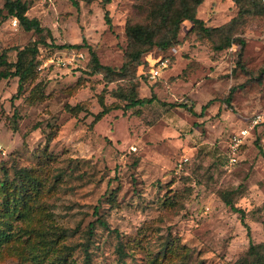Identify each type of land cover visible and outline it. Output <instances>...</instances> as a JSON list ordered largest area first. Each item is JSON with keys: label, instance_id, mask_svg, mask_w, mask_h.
<instances>
[{"label": "rangeland", "instance_id": "obj_1", "mask_svg": "<svg viewBox=\"0 0 264 264\" xmlns=\"http://www.w3.org/2000/svg\"><path fill=\"white\" fill-rule=\"evenodd\" d=\"M26 1L27 16L38 19L55 43L44 36L47 46H39L34 83L44 86L43 102L27 104V91L12 102L17 79L0 80V178L3 166L9 173L12 166L38 167L44 148L56 162L48 174L37 168L43 192L29 214L6 221L0 264H84L86 254L90 264H173L153 258L166 242L188 254L187 264H235L250 243H262L264 144L259 149L255 143L264 136V122L252 125L258 115L264 120V18L247 20L242 47L233 44L219 53L184 22L180 46L144 56L150 67L161 58L172 62L155 79L144 71L139 98L153 94V102L123 111V103L108 93L117 84L105 87L102 75H89L88 49L101 65H122L125 25L139 21L136 0H109L105 6L101 0ZM236 10L231 0H205L199 17L216 27ZM11 20L0 25V53L38 40ZM83 39L79 50L56 47ZM7 58L15 62L16 53ZM100 95L105 107L119 108L96 121ZM66 105L88 112L74 116ZM241 130L248 135L239 139L237 163L229 165ZM220 192L244 212L246 226ZM118 244L125 248L122 261Z\"/></svg>", "mask_w": 264, "mask_h": 264}, {"label": "trees", "instance_id": "obj_2", "mask_svg": "<svg viewBox=\"0 0 264 264\" xmlns=\"http://www.w3.org/2000/svg\"><path fill=\"white\" fill-rule=\"evenodd\" d=\"M3 5L0 8V25L7 19H16L19 28L24 32H32L38 37V40L30 41L26 46L21 48H7L0 53V80L16 78L17 90L13 94L11 101H15L22 97L27 91L25 101L29 105L43 102L46 99L44 86L41 83H34L38 77L39 68V46H47L44 36L51 39L55 43L49 30L43 28L36 18H29L27 12L29 3L26 0H2ZM91 3L94 0H81ZM205 0H136L134 7L139 17V21L127 22L124 29L126 38V47L123 55V62L119 68H111L101 65L98 57L91 49L89 50V75H102L105 81V87L108 84H117L115 90L108 93L110 96L121 103L123 111L134 109L138 106L153 102L155 96L152 94L150 98H139V90L144 84V71L150 75V67L144 56L156 49L160 52H166L169 49L180 46L178 39L182 24L188 22L191 24L190 33H194L199 40H207L212 50L216 53L228 50L233 44L243 46V39L240 37L242 30L250 18H264V3L261 0H231L236 7V14L229 21L220 26L213 27L199 17V8ZM105 6L109 0H101ZM76 5V2L73 1ZM104 21L109 29L112 28L108 11L104 13ZM50 45H54V44ZM85 46V40L82 44H63L56 46L59 49L79 50ZM16 53L15 62H9L7 54ZM171 58H161L167 60L168 66H171ZM34 83V84H33ZM120 83V84H118ZM31 85V86H30ZM29 89L27 90V87ZM105 89V88H104ZM235 88H231L225 103L230 105L232 95ZM99 102L102 111L95 116V120H99L106 115L110 109H118L115 105L113 108L105 107L102 96H99ZM174 106H177L174 105ZM178 106L188 109L184 104ZM65 111L68 114L76 116L82 111L88 112L85 107L76 105L70 107L66 105ZM18 120L15 111L11 119V129L16 131V123ZM259 137L255 145L260 149L259 143H263L264 136ZM50 140L48 139V142ZM264 158V151L261 152ZM56 162V157L47 153V148L42 150V154L38 156L37 166L14 167L13 172L9 173L6 166L2 167V176L0 178V245L6 241L7 232L4 227L9 225L6 221L12 217H26L31 209V204L41 195L42 181L37 176L36 170L41 167L42 173L48 174L47 167ZM61 179V175L56 178V183ZM223 202L229 206L234 212L240 216V222L246 226L244 222V212L238 210L229 201L225 193H219ZM94 213H97L95 208ZM24 219V218H23ZM100 226L107 227L106 223L98 218ZM263 242L259 244H249V248L243 259H239L235 264H264V219L262 222ZM172 241V240H171ZM173 242V241H172ZM179 246L170 242L162 244L161 248L154 254V260L168 261L173 264H187L188 254L179 253ZM185 251L186 249H182ZM116 254L120 261L123 256L126 257L124 245L118 244ZM180 256V257H177ZM177 259V260H175ZM84 264H90V257L86 254ZM120 264H125L120 262Z\"/></svg>", "mask_w": 264, "mask_h": 264}, {"label": "built area", "instance_id": "obj_3", "mask_svg": "<svg viewBox=\"0 0 264 264\" xmlns=\"http://www.w3.org/2000/svg\"><path fill=\"white\" fill-rule=\"evenodd\" d=\"M262 3H264V0H261ZM12 24L15 26L17 23L16 19H12L11 20ZM168 66V62L167 60H158L156 61L153 65H152V69L150 70V77L152 79L157 78L160 75V72L163 71L164 69H166ZM260 122H264V120H261V116H256L255 120L253 122V126L257 125ZM246 135H248V130H241L240 134H239V138L236 140V143H234L233 147H232V151L231 154L228 157V164L229 165H235L237 163V156L235 154L236 148L238 147L239 143H240V138L241 137H245ZM263 144H264V138H263Z\"/></svg>", "mask_w": 264, "mask_h": 264}]
</instances>
